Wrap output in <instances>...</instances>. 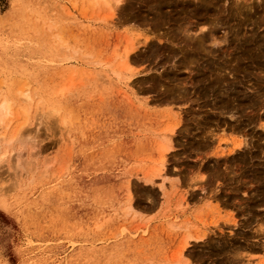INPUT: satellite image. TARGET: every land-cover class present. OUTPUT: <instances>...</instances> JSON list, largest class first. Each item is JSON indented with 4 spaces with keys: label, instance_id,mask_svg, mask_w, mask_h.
<instances>
[{
    "label": "rangeland",
    "instance_id": "374dc122",
    "mask_svg": "<svg viewBox=\"0 0 264 264\" xmlns=\"http://www.w3.org/2000/svg\"><path fill=\"white\" fill-rule=\"evenodd\" d=\"M111 1L0 0V264H264V0Z\"/></svg>",
    "mask_w": 264,
    "mask_h": 264
},
{
    "label": "bare ground",
    "instance_id": "6f19581e",
    "mask_svg": "<svg viewBox=\"0 0 264 264\" xmlns=\"http://www.w3.org/2000/svg\"><path fill=\"white\" fill-rule=\"evenodd\" d=\"M105 1V4L107 5V6H110L111 5V0H104ZM117 3H119V2H121V1H123V0H115ZM111 8V10L112 11H114V8L111 6L110 7ZM105 21V23L107 24V23H109L108 22V20H104ZM77 22V21H76ZM77 23H79V22H77ZM81 23V22H80ZM203 33V32H202ZM204 35V34H203ZM206 36V35H205ZM211 37V36H210ZM205 38V37H204ZM208 38V37H207ZM149 39V35H145V37H144V42L143 43H146V41ZM215 39V38H214ZM207 40V39H206ZM129 45H131L130 47H129V50L128 49H126L125 50V53H124V55H122V57H121V60H122V62H123V65H127L128 63H129V55H130V52L131 51H134L136 48H137V46L136 45H134V43L132 42H129ZM127 70V72L128 71H130V68H126ZM134 74L132 73V72H130L129 74H127V75H123L122 73H119V74H117V76H118V78H119V80H122L123 81V85H125L126 87H129V83H130V81H131V79H132V76H133ZM121 82V81H120ZM21 94L23 95V94H26V95H23V97H27L28 98V100L30 99V97H29V93L27 94V92L26 93H22L21 92ZM31 96V95H30ZM25 97V99H27ZM27 100V101H28ZM32 100V99H31ZM31 100H29L28 102L29 103H31L32 101ZM9 101H10V99L9 100H7V98H6V100H4V101H0V122H3L4 121V117H5V115L6 114H8V112L10 111V109H11V105H10V103H9ZM12 110V109H11ZM30 110V109H29ZM57 113V112H56ZM7 116V115H6ZM1 125H0V129H4V131L2 132V133H4V132H7L8 130H9V127H10V125H9V123H7L6 125H2V123H0ZM21 131V130H20ZM171 131H173V130H171ZM1 134V133H0ZM3 139H4V136H1L0 135V143L3 141ZM171 139H172V134H171V136L169 137V138H166V141H168L169 142V145H167V148H166V150L168 149V148H171V147H173L170 143H171ZM241 144H243V141H241L240 143H239V145H241ZM9 145V144H8ZM241 147V146H240ZM165 161V160H164ZM164 167H165V165H164V162H163V164H162V168L161 169H159L158 171H163L164 170ZM162 188V190L164 191V185L161 187ZM190 224H191V222H190ZM190 238H191V235H189V240L187 239V237L184 239V241H183V244H182V247L180 248L181 250H182V253L185 251H189V252H191L189 249H190V247H191V242L192 241H190ZM194 239H198V238H194Z\"/></svg>",
    "mask_w": 264,
    "mask_h": 264
}]
</instances>
